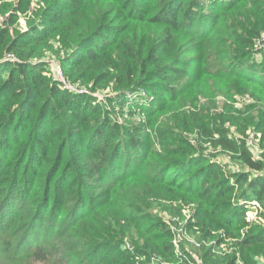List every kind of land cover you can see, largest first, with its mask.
Here are the masks:
<instances>
[{
  "label": "trees",
  "instance_id": "16d2710c",
  "mask_svg": "<svg viewBox=\"0 0 264 264\" xmlns=\"http://www.w3.org/2000/svg\"><path fill=\"white\" fill-rule=\"evenodd\" d=\"M206 1L0 0L11 25L35 10L24 33L0 27V264L175 263L168 225L143 208L164 196L192 207V237L232 242L224 259L202 249L204 264H264V0ZM50 61L110 87L104 110ZM140 91L142 122L114 124L108 105ZM212 93L224 101L200 105Z\"/></svg>",
  "mask_w": 264,
  "mask_h": 264
},
{
  "label": "rangeland",
  "instance_id": "374dc122",
  "mask_svg": "<svg viewBox=\"0 0 264 264\" xmlns=\"http://www.w3.org/2000/svg\"><path fill=\"white\" fill-rule=\"evenodd\" d=\"M213 0H207L206 6L209 7L211 2ZM11 3V2H10ZM70 2L67 1L66 4H69ZM63 7V6H62ZM10 8V6L8 7ZM33 7L30 11L26 14H20L18 12L15 13L16 17L14 23L11 25L10 13L5 14L3 17H0V27H4L3 23H7L9 21V27L12 32V30L24 33L28 30V23H30V20L34 17L33 14ZM262 40L264 41V34L262 35ZM258 48H263L261 45ZM263 50V49H262ZM259 55V54H258ZM59 70V72H58ZM57 70V76L60 78V80L63 81L64 75L62 69ZM63 84L69 87L71 90L77 88L79 92L76 93L77 95H84L92 98L95 102L99 103L100 107L103 108V105L106 104V97L105 95H111L112 90L110 87H105L101 90H94L91 88V85H84L78 83H70L63 81ZM96 91V92H95ZM251 92V91H248ZM212 93L208 99H202L200 102V105H205L206 108H209L212 104L216 103L218 105L219 101H224L223 96H218ZM252 95L249 93L239 94L234 96L230 99L232 101V104L234 106L239 105H247L252 103ZM110 97V96H108ZM143 98H148V100H152V97L146 93V91H140V93H134L133 95L127 94L125 98L122 97V103L126 102V106L124 105H112L109 106L106 110L108 113L109 119L112 120L114 124L123 125V124H130L133 122L134 124H140L141 118H143V115L140 113V107H134V102H139L140 104L146 103L145 101H142ZM129 104V105H127ZM104 110V108H103ZM231 132H233L234 136L236 138L239 137V135L236 133V129L234 127H230ZM149 132V131H147ZM246 138V145L248 149L251 151V154L254 158H257V156H260V151L257 149V135L253 130H249V133L247 134ZM254 147V148H253ZM206 150V151H205ZM204 152L209 155L211 152L210 150L205 149ZM212 159L216 160L217 162H225L226 159H229L230 155H220V152L214 151L211 152ZM210 156V155H209ZM210 158V157H209ZM236 169L237 166H234ZM170 199L168 196H164L160 201L158 202H148L146 203L143 208L144 211L153 219L162 220L165 222L170 230H174V232H180L181 236L179 239H175V241L179 244V248H177L176 251V257L179 256L181 252H190L191 256L196 260V264H204L202 257L200 256V253L202 249H209L211 253L214 256L225 258L228 257L229 254L233 251V245L231 241H226L225 239L220 242H216L213 240H202L198 241L194 237H192L185 229L186 220L191 214V208L189 204H185L180 199H174V200H167ZM253 199H251L249 203H252ZM247 204V205H248ZM189 205V206H188ZM242 205V204H241ZM251 209V208H250ZM250 209H247V211H250ZM174 239V238H173ZM124 242V248L125 252L126 250H131V244L129 242L128 237L123 238ZM164 261V260H163ZM149 261H147L148 264ZM166 262V261H164ZM35 264H41V263H35ZM173 264H185L180 258H176V262Z\"/></svg>",
  "mask_w": 264,
  "mask_h": 264
},
{
  "label": "built area",
  "instance_id": "2783aa9c",
  "mask_svg": "<svg viewBox=\"0 0 264 264\" xmlns=\"http://www.w3.org/2000/svg\"><path fill=\"white\" fill-rule=\"evenodd\" d=\"M262 47L264 46V44L263 45H261ZM6 59H9V60H14V57L11 55V54H9V55H7L6 56ZM50 63L52 64V65H54L55 66V69H54V71H55V73H56V76H57V70L58 69H60V66L59 65H57V64H55V62L53 63V61H50ZM58 72H59V70H58ZM57 80L58 81H60L61 82V84H62V86H64L69 92H74V91H76V93L77 92H79L78 90H77V88H76V90L75 89H70L69 87H67L66 85H64L63 84V81H65L66 82V80L63 78V81L62 80H60V78L57 76ZM68 84H70L69 82H67ZM254 148V147H253ZM240 204H244L243 202H240ZM248 203L246 202V205H245V208H247V209H250L249 207H251V209H250V211H247L246 212V221L247 222H252V221H254V219H255V217H256V214H257V210L255 209V208H252L253 206H256V207H258V205L256 204V202L255 201H253L252 203H249L248 205H247ZM171 231V234H172V239H171V245L173 246V248H174V255L176 256V251H177V248H179V244L175 241V239H179V237L181 236V234H180V232H174V230H170ZM174 238V239H173ZM176 258H180L183 262H184V260H183V257H182V252L179 254V256H177ZM149 262H148V264H173V263H168V262H161V259L158 257V256H152L149 260H148ZM239 261H241L240 259H238L237 260V263L238 264H242L241 262H239ZM185 263V262H184Z\"/></svg>",
  "mask_w": 264,
  "mask_h": 264
}]
</instances>
